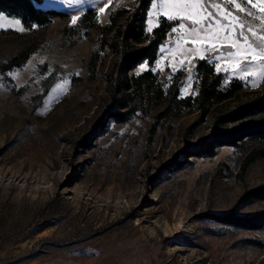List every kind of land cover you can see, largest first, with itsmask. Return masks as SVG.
Wrapping results in <instances>:
<instances>
[{
	"label": "rangeland",
	"instance_id": "obj_1",
	"mask_svg": "<svg viewBox=\"0 0 264 264\" xmlns=\"http://www.w3.org/2000/svg\"><path fill=\"white\" fill-rule=\"evenodd\" d=\"M138 1L35 0L37 8L61 13L43 23L25 24L0 11L24 28L0 27V264H264V224L213 218L264 213V198L238 203L242 193L264 185V157L242 169L248 148L242 144L215 146L212 155H179L208 137L214 118L253 96L264 80L217 71L227 61L216 59L221 52H205L223 84L243 83L209 114L183 109L164 116L161 105L129 100L123 120H104L114 54L99 47L98 30L112 11ZM151 11L149 0L148 33L149 20L153 29L160 18ZM182 22L188 23L178 20L173 28ZM172 29L154 62L144 60L129 74L151 69L164 90L177 82L181 96L193 95L200 57L189 53L191 62L181 65L184 56L173 57L180 34Z\"/></svg>",
	"mask_w": 264,
	"mask_h": 264
},
{
	"label": "trees",
	"instance_id": "obj_2",
	"mask_svg": "<svg viewBox=\"0 0 264 264\" xmlns=\"http://www.w3.org/2000/svg\"><path fill=\"white\" fill-rule=\"evenodd\" d=\"M33 1L35 0H0V11L17 14L25 24L30 21L43 23L48 14H61L53 9L37 8ZM148 3L149 0H139L137 5L112 11L109 22L98 30V35L101 36L99 47L104 50L107 45L114 54L106 73L111 104L104 120H123V108L128 106L129 100H132L133 106L158 108L161 105L158 113L164 116H168L170 111L178 115L183 109H194L203 117L210 113L214 105L234 97L243 88V83L238 79L223 84L221 74L205 58H199L195 62L198 85L193 95L181 96L177 82H172L164 90L151 69L139 74H129L136 64L144 60L150 65L154 62L158 46L178 23V20L160 16L157 25L148 33L145 29ZM87 18L88 15H85L81 22H87ZM97 56L98 51H93L88 61V69L92 72ZM230 123L233 125L227 127ZM221 144H242L248 147L242 169L255 158L264 157V82L253 92V96L215 117L212 133L198 143L180 149L179 155L184 159L190 155H212L214 147ZM176 161L177 158L166 166L171 167ZM252 198H264V185L242 193L238 203ZM236 216L232 212L226 216L213 215V218L238 225L251 224L250 226L256 227L264 224V213Z\"/></svg>",
	"mask_w": 264,
	"mask_h": 264
},
{
	"label": "snow or ice",
	"instance_id": "obj_3",
	"mask_svg": "<svg viewBox=\"0 0 264 264\" xmlns=\"http://www.w3.org/2000/svg\"><path fill=\"white\" fill-rule=\"evenodd\" d=\"M107 7L105 4L99 12L104 13ZM161 15L168 20L188 22L172 29L180 34L173 57L177 52L184 56V60L179 62L181 65L191 62L189 53L203 59L205 52H221L216 59H224L227 63L223 69L218 64L217 71L231 69L239 73L241 79L253 76L264 80V0H152L149 16ZM76 19L73 17V23ZM20 25V20H8L0 14V27L15 26L24 31ZM153 26L149 20L148 30L151 31ZM187 43L194 48L185 49L184 44ZM223 48L234 51L224 55ZM175 66L172 65L173 68ZM57 87L62 88V85Z\"/></svg>",
	"mask_w": 264,
	"mask_h": 264
}]
</instances>
